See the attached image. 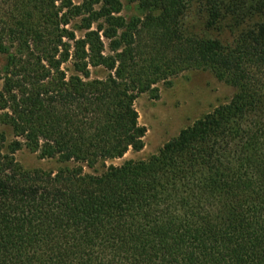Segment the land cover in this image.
Returning <instances> with one entry per match:
<instances>
[{"label": "trees", "instance_id": "16d2710c", "mask_svg": "<svg viewBox=\"0 0 264 264\" xmlns=\"http://www.w3.org/2000/svg\"><path fill=\"white\" fill-rule=\"evenodd\" d=\"M138 4L0 0V264H264V0ZM196 68L231 99L106 166L144 147L138 96Z\"/></svg>", "mask_w": 264, "mask_h": 264}, {"label": "rangeland", "instance_id": "374dc122", "mask_svg": "<svg viewBox=\"0 0 264 264\" xmlns=\"http://www.w3.org/2000/svg\"><path fill=\"white\" fill-rule=\"evenodd\" d=\"M120 1L123 5L121 14L127 19L142 18L145 15L138 0ZM5 61L6 55L0 53V73ZM106 74L104 68H98L94 75L104 77ZM234 93L235 87L210 68L189 69L172 78L169 83L160 82L156 90L140 94L135 101L140 124L147 128L144 147L138 151L130 149L123 157L108 160L105 165L150 158L167 141L177 136L180 130L227 102ZM15 156L27 169L57 170L65 165L57 159L41 158L37 152L27 148L18 150ZM102 169L101 164L98 170ZM86 171L91 172L88 168Z\"/></svg>", "mask_w": 264, "mask_h": 264}]
</instances>
